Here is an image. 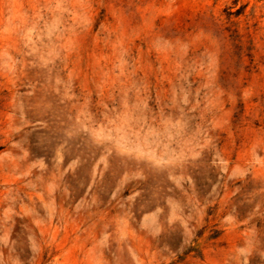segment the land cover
<instances>
[{
	"label": "rangeland",
	"instance_id": "rangeland-1",
	"mask_svg": "<svg viewBox=\"0 0 264 264\" xmlns=\"http://www.w3.org/2000/svg\"><path fill=\"white\" fill-rule=\"evenodd\" d=\"M117 152L248 206L264 264V0H0V264H147L169 196L95 195Z\"/></svg>",
	"mask_w": 264,
	"mask_h": 264
},
{
	"label": "crops",
	"instance_id": "crops-1",
	"mask_svg": "<svg viewBox=\"0 0 264 264\" xmlns=\"http://www.w3.org/2000/svg\"><path fill=\"white\" fill-rule=\"evenodd\" d=\"M112 131V130H111ZM138 156L117 152L108 156L95 195H120L127 182L137 180L134 195H168V201H148L139 205L148 211L146 236L147 264H257L252 263L250 219L244 204L227 205L219 210L213 200L202 205H185L176 196L185 189L170 187L172 168L168 158ZM89 174H91L89 168ZM206 189L204 195H217ZM224 206V205H222ZM185 208H192L186 210ZM264 239V231L259 232ZM254 256L264 258L261 247L254 246ZM264 249V248H263ZM260 264V262H258Z\"/></svg>",
	"mask_w": 264,
	"mask_h": 264
}]
</instances>
